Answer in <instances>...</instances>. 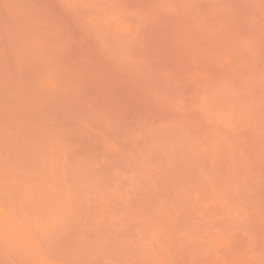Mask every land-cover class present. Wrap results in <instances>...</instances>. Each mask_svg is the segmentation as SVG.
I'll list each match as a JSON object with an SVG mask.
<instances>
[{"label": "rangeland", "instance_id": "374dc122", "mask_svg": "<svg viewBox=\"0 0 264 264\" xmlns=\"http://www.w3.org/2000/svg\"><path fill=\"white\" fill-rule=\"evenodd\" d=\"M0 264H264V0H0Z\"/></svg>", "mask_w": 264, "mask_h": 264}]
</instances>
